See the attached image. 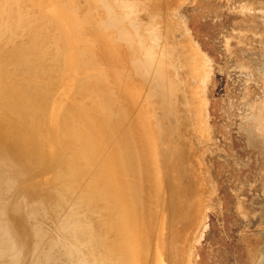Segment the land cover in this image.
<instances>
[{
  "label": "rangeland",
  "instance_id": "obj_1",
  "mask_svg": "<svg viewBox=\"0 0 264 264\" xmlns=\"http://www.w3.org/2000/svg\"><path fill=\"white\" fill-rule=\"evenodd\" d=\"M1 178L0 264H132L144 191L145 264H264V0H0Z\"/></svg>",
  "mask_w": 264,
  "mask_h": 264
},
{
  "label": "bare ground",
  "instance_id": "obj_2",
  "mask_svg": "<svg viewBox=\"0 0 264 264\" xmlns=\"http://www.w3.org/2000/svg\"><path fill=\"white\" fill-rule=\"evenodd\" d=\"M4 7V6H3ZM21 7V6H20ZM19 8V7H18ZM5 9V8H4ZM3 9V10H4ZM2 10V9H1ZM20 10V9H19ZM4 13V12H3ZM7 14V13H6ZM62 15V14H61ZM64 16V15H63ZM66 16V15H65ZM9 17V16H8ZM11 18V17H10ZM22 20V19H21ZM18 21H19V19H18ZM69 22V21H68ZM38 24V23H37ZM46 24V23H45ZM59 27V26H58ZM31 29V28H30ZM60 29V28H59ZM27 32V31H26ZM25 34V33H24ZM30 34V33H29ZM32 34V33H31ZM62 35L64 36V34L62 33ZM34 36V35H33ZM48 42V41H47ZM54 42V41H53ZM116 46V45H115ZM122 46V45H121ZM6 47V46H5ZM112 49H114V48H112ZM38 50V49H37ZM11 52H13V51H11ZM46 52V51H45ZM6 53H7V51H6ZM10 53V52H9ZM35 53V52H34ZM4 54V53H3ZM2 54V55H3ZM31 54H32V52H31ZM46 54V53H45ZM16 55V54H15ZM18 55H20V54H18ZM127 55V54H126ZM6 56V55H5ZM8 56V55H7ZM11 56V55H10ZM15 57V56H14ZM53 57V56H52ZM136 57V56H135ZM128 58V57H127ZM45 59V58H44ZM48 60V59H47ZM55 60V59H54ZM65 60V59H64ZM61 61V60H60ZM121 61V60H120ZM125 62V61H124ZM47 65V64H46ZM51 66V65H50ZM58 66V65H57ZM62 67V66H61ZM65 67V66H64ZM59 68V67H58ZM70 68V67H69ZM74 68V67H73ZM61 70V69H60ZM70 75V74H69ZM71 77V76H70ZM3 84V83H2ZM80 87V86H79ZM83 87V86H82ZM2 89V88H1ZM6 89V88H5ZM21 92V91H20ZM137 99V98H136ZM95 106V105H94ZM87 107V106H86ZM33 109V108H32ZM16 110V109H15ZM36 110V109H35ZM54 111H55V109H54ZM30 112V111H29ZM143 112V111H142ZM31 114V113H30ZM55 114V113H54ZM95 114V113H94ZM143 113H141V115H142ZM32 115V114H31ZM86 115H87V113H86ZM82 116V115H81ZM106 116V115H105ZM144 116V115H143ZM31 117V116H30ZM38 117V116H37ZM83 117V116H82ZM92 117V116H91ZM34 118V117H33ZM88 118H89V116H88ZM93 118V117H92ZM94 119V118H93ZM99 119V118H98ZM101 119V118H100ZM142 119H144V117L142 118ZM82 120V119H81ZM84 120V119H83ZM25 121V120H24ZM26 122V121H25ZM90 122V121H89ZM88 122V123H89ZM145 123L147 122V120L146 121H144ZM81 123H83V122H81ZM148 123V122H147ZM27 124V123H26ZM149 124V123H148ZM147 124V126L148 127H146L145 129H144V133H145V131H147V129L149 128V125ZM18 125V124H17ZM95 125H96V123H95ZM141 125V124H140ZM143 125V124H142ZM56 126V125H55ZM89 126V125H88ZM92 126V125H91ZM20 128H22V127H19V129ZM25 128V127H24ZM90 130V129H89ZM89 130H88V132H89ZM99 130V129H98ZM52 131V130H51ZM56 131H57V129H56ZM148 131H150V129L148 130ZM32 132V131H31ZM96 132V131H95ZM57 133V132H56ZM90 133V132H89ZM141 133H143L142 131H141ZM148 133V132H147ZM147 133H146V135H147ZM149 135L151 134V132L150 133H148ZM89 135V134H88ZM148 135V136H149ZM46 136V135H45ZM152 136V135H151ZM149 137V138H153V137ZM143 137V136H142ZM89 139V138H88ZM144 139H145V137H144ZM60 140V139H59ZM147 140H148V142H149V140H153V139H147L146 138V142H144L143 141V143L145 144L146 143V145L148 144V146H146V145H143V146H146L145 148L146 149H148L150 146H149V144H151V142L150 143H147ZM126 142V141H125ZM53 144V143H52ZM94 144V143H93ZM122 145V144H121ZM152 145V144H151ZM123 146V145H122ZM129 146H130V149H131V160L133 161V164H132V168L131 169H133V171L136 173L135 174V176H137V174L138 175H140V176H142V178L144 179V164H143V162H142V160H143V153H144V150L145 149H142L141 148V140H140V137H139V135H134V134H132V136L129 138ZM153 146V145H152ZM148 147V148H147ZM58 149V148H57ZM150 149H151V147H150ZM153 149V148H152ZM54 150V149H53ZM148 151H149V149H148ZM151 151V150H150ZM149 151V153H153V151H151L150 152ZM54 152V151H53ZM145 153H146V150H145ZM144 153V154H145ZM154 154V153H153ZM147 155V154H146ZM151 157H152V155H150ZM148 157V156H147ZM146 157V158H147ZM53 158V157H52ZM98 158V157H97ZM154 158V157H153ZM144 159H145V157H144ZM148 159V158H147ZM146 159V160H147ZM150 160V159H149ZM149 160H147V161H149ZM146 161V162H147ZM152 163H154V162H152ZM152 163H151V161H150V165L152 166ZM46 165V164H45ZM148 165L149 164H146V166H147V168H148ZM155 164H153V166H154ZM58 166V165H57ZM45 167V166H44ZM154 168V167H153ZM148 170V169H147ZM32 171V170H31ZM150 172H151V169H150ZM152 172H153V169H152ZM154 173V172H153ZM103 174V173H102ZM145 175H146V173H145ZM153 175V174H152ZM155 176V175H154ZM147 177V176H146ZM150 177H151V175H150ZM127 178V177H126ZM137 178V177H136ZM152 178V181H153V177H151ZM150 178V179H151ZM125 179V178H124ZM129 179V178H128ZM143 179H141V180H143ZM132 180H134V179H132ZM0 181L1 182H3L4 181V178H1L0 179ZM118 181V180H117ZM135 181V180H134ZM139 182H140V180H138ZM152 181H151V183H152ZM1 182H0V189L2 190V188H1V186L4 184H2L1 185ZM127 182V181H126ZM136 182H137V180H136ZM146 183H147V180H146ZM153 183H154V181H153ZM21 184V183H20ZM135 184V183H134ZM137 184V183H136ZM155 184H156V182H155ZM155 184H152V185H154V186H156ZM142 184H141V182H140V186H141ZM144 185V184H143ZM142 185V186H143ZM138 186V185H137ZM141 186V187H142ZM153 186V187H154ZM28 187V186H27ZM22 189V188H21ZM155 189V188H154ZM1 190H0V193H1ZM16 190H18V189H16ZM142 190H143V188H142ZM149 190L151 191L152 189L151 188H149ZM13 191V190H12ZM12 191H11V193H12ZM156 191V190H155ZM155 191H153V192H155ZM20 192V191H19ZM143 193H145V194H142V196H140V197H143L144 199H147V197L145 198V196H143V195H147V193L144 191ZM149 193V192H148ZM152 193V192H151ZM162 193V192H161ZM127 194V193H126ZM130 194V193H129ZM24 195V194H23ZM37 195V194H36ZM123 195V194H122ZM140 195V194H139ZM155 196H156V194H154ZM12 196V195H11ZM18 196V195H17ZM25 196V195H24ZM53 196V195H52ZM14 197V196H13ZM21 197V196H20ZM46 197V196H45ZM50 197H51V195H50ZM15 198V197H14ZM23 198V197H22ZM25 198V197H24ZM27 198V197H26ZM49 198V197H48ZM151 198H153V197H151ZM5 199V198H4ZM19 199V198H18ZM17 199V200H18ZM121 199V203L122 202H124V201H126V200H122L123 198L121 197L120 198ZM144 199H141V200H143V202L144 203H146L145 202V200ZM10 200V199H9ZM14 200V199H13ZM28 200H29V198H28ZM156 200V199H155ZM157 201V200H156ZM9 202V201H8ZM16 202V201H15ZM19 202V201H18ZM17 202V203H18ZM21 202H22V200H21ZM21 202H20V205H21ZM25 202H27L28 203V201H25ZM127 202V201H126ZM142 201L141 202H138V204H136L135 206H134V208H133V213H132V215H131V218H132V224H133V227H132V232L134 233V239L132 240V241H130L129 239V241H127V242H131L130 243V245H129V247L130 248H132L131 249V251H132V253L134 252V254L132 255V264H145V262H144V256H145V252L147 251L146 249H147V243H149L150 242V239H149V225H148V222H147V220H149V219H147L146 218V212H147V207H146V205L143 203ZM155 202V201H154ZM154 202H152V203H154ZM17 203H15L16 205H17ZM22 203H24V202H22ZM45 203V202H44ZM48 203V202H47ZM57 203V202H56ZM157 204H158V201L156 202ZM156 203H154L155 205H156ZM46 204V203H45ZM60 204V203H59ZM125 204V203H124ZM147 204V203H146ZM23 205V204H22ZM21 205V206H22ZM25 205V204H24ZM23 205V206H24ZM122 205V204H121ZM8 206V204L6 205V206H2V207H0V208H2V211L6 208ZM20 206V207H21ZM22 206V208H24V209H26L25 207H23ZM47 206V205H46ZM17 207H19L18 205H17ZM50 207V206H49ZM122 207V206H121ZM121 207H120V209H121ZM13 208H15L16 209V206L14 207L13 206ZM22 208L20 209V210H16L17 212L19 211H22ZM48 208V207H47ZM9 209V208H8ZM122 209H124V207H122ZM14 211V210H13ZM26 211V210H25ZM25 211H23V212H20V213H25ZM31 211V210H30ZM154 211H155V207H154ZM5 211H3L2 213H0V218H2L1 216H2V214L4 213ZM8 212H10V211H8ZM7 212V213H8ZM151 214H153V212L151 213ZM155 214V213H154ZM18 215V214H17ZM21 215V214H20ZM16 216V215H15ZM22 216V215H21ZM23 216H24V214H23ZM22 216V217H23ZM19 217V216H18ZM152 217H153V215H152ZM154 217H155V215H154ZM24 218V217H23ZM20 219V218H19ZM13 220V219H12ZM27 220V219H26ZM20 221V220H19ZM28 221V220H27ZM119 221H121V220H119ZM1 222V221H0ZM5 222V221H4ZM17 223V222H16ZM119 223V222H118ZM117 223V224H118ZM6 224V223H5ZM10 224H11V222H10ZM14 224V223H13ZM116 224V225H117ZM120 224V223H119ZM115 225V226H116ZM120 225H122V224H120ZM123 225H126V222H125V224H124V222H123ZM1 226V225H0ZM18 226V225H17ZM23 226V225H22ZM27 226H29V225H27ZM119 226V225H118ZM127 226V225H126ZM163 226V225H162ZM165 226V225H164ZM3 227H4V225H3ZM26 227V226H25ZM61 227V226H60ZM129 226H127L126 228H128ZM155 226H153V228H154ZM0 228H2V227H0ZM124 230H125V227L123 226L122 227ZM122 228H121V230H122ZM7 229V228H6ZM24 229H26V228H24ZM29 229V228H28ZM116 229H117V226H116ZM115 229V233L118 235V233H117V230ZM10 230V229H9ZM124 230L122 231V233L124 232ZM155 230V229H154ZM153 230V231H154ZM126 231V230H125ZM129 231V230H128ZM28 232H29V230H28ZM27 232V233H28ZM1 233V232H0ZM6 233H9L10 234V232L8 231V232H6ZM25 233H26V231H25ZM120 234L121 236H124L123 234ZM152 233V235H153V232H151ZM29 234V233H28ZM59 234V233H58ZM125 234H127V232H125ZM0 235H2V234H0ZM12 235H13V233H12ZM9 236V235H8ZM29 236V235H28ZM58 236V235H57ZM154 236V235H153ZM3 237V236H2ZM1 236H0V239L2 238ZM13 237V236H12ZM15 237V236H14ZM116 237H119V236H114L113 238L115 239ZM126 237V236H125ZM30 238V237H29ZM127 238V237H126ZM5 239H7V237L5 236ZM14 239V238H13ZM33 239V238H32ZM57 239H58V237H57ZM113 239V240H114ZM122 239V238H121ZM148 239H149V242H147L148 241ZM10 240V239H9ZM127 240V239H126ZM126 240H124V241H126ZM5 241V240H4ZM8 241V240H7ZM12 241V240H11ZM17 241V240H16ZM126 242V243H127ZM125 243V244H126ZM128 243V244H129ZM20 244H22V243H20ZM62 244V243H61ZM125 244H124V247H125ZM150 244V243H149ZM26 245V244H25ZM10 246V245H9ZM113 246V245H112ZM149 246V245H148ZM155 246V245H154ZM153 246V247H154ZM16 247H18V246H16ZM152 247V245L150 246V248ZM30 248V247H29ZM25 249V248H24ZM122 249L124 250V248L122 247ZM125 249H126V247H125ZM154 249V248H153ZM23 250V249H22ZM28 250V249H27ZM29 250H31V249H29ZM24 251L25 250H23V253H24ZM124 251H126V250H124ZM148 251H149V248H148ZM113 252V251H112ZM150 253V251L148 252V254ZM27 254V253H26ZM113 254V253H112ZM111 251H110V256L109 257H111ZM124 254H125V252H124ZM146 254H147V252H146ZM23 255V254H22ZM152 255V254H151ZM20 257V256H19ZM25 257V256H24ZM125 257L127 258L128 257V255L127 254H125ZM128 259V258H127ZM29 260V259H28ZM69 261V260H68ZM109 261V260H108ZM126 262H127V260H125ZM131 261V260H130ZM66 262V261H65ZM109 264H110V262H108ZM124 264H126V263H124ZM128 264V263H127Z\"/></svg>",
  "mask_w": 264,
  "mask_h": 264
},
{
  "label": "water",
  "instance_id": "obj_3",
  "mask_svg": "<svg viewBox=\"0 0 264 264\" xmlns=\"http://www.w3.org/2000/svg\"><path fill=\"white\" fill-rule=\"evenodd\" d=\"M12 232L14 233L17 242L26 243L27 237H26L24 230H22L20 227L15 226V227H13Z\"/></svg>",
  "mask_w": 264,
  "mask_h": 264
}]
</instances>
